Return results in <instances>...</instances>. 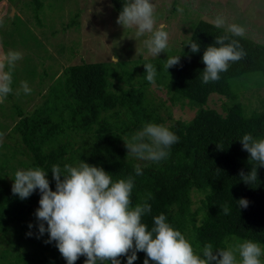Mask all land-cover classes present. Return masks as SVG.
Returning a JSON list of instances; mask_svg holds the SVG:
<instances>
[{"label":"trees","instance_id":"1","mask_svg":"<svg viewBox=\"0 0 264 264\" xmlns=\"http://www.w3.org/2000/svg\"><path fill=\"white\" fill-rule=\"evenodd\" d=\"M31 1L41 7L40 0ZM112 4L119 15L123 0H112ZM197 21L191 24L190 36L181 43L180 50L141 62L143 67L151 63L156 68L154 84L166 91L171 105L185 103L195 110L187 122L166 125L171 113L167 102L150 92L152 83L145 78V67L138 72L136 66L127 68L123 61L83 60L65 66L27 112L23 105L27 98L31 99V93H14L17 81L12 72L13 91L0 102V122L3 118H18L7 135H16L18 140L12 145L0 144V238L11 231L25 235L33 250L19 257L1 252L0 264H67L55 242L45 243L49 234L39 233L34 214L39 207V189L21 200L12 193L8 179L14 177L17 168L41 167L48 172L50 186L55 190L52 165L63 170L65 164L77 166L82 160L103 167L113 180L131 176V206L145 202L151 206L142 222L151 230L153 218L163 213L198 255H202L207 243L213 245L214 251L226 248L230 237L252 240L264 249V166L258 168V178L250 185L239 176L241 170L247 173L255 166V162L248 163L250 154L239 140L245 134L264 138V109L247 110L240 91L234 87L236 79L250 74H259L262 83L264 45L246 35L234 36L226 28H217L216 23ZM74 24L75 21L71 25ZM224 35L229 37L226 43L237 40L245 55L229 62L218 80L204 83V50L216 37ZM190 42L200 45L198 53L191 52ZM168 56L180 57V62L167 70L164 64ZM212 95L225 98L221 112L207 106ZM7 103L14 112L2 115ZM145 123L162 124L179 137L167 150V158L159 162L128 155L122 139L130 140ZM6 127L3 125L1 130ZM25 156L26 161L22 160ZM137 165L141 175H136ZM196 197L199 198L195 200ZM241 198L249 202L246 208L240 209L237 200ZM225 203L230 208L228 215L220 209ZM29 224L33 227L29 228ZM137 256L146 258L144 252ZM85 259L81 256L76 264H84ZM119 259L127 262L126 256Z\"/></svg>","mask_w":264,"mask_h":264},{"label":"clouds","instance_id":"2","mask_svg":"<svg viewBox=\"0 0 264 264\" xmlns=\"http://www.w3.org/2000/svg\"><path fill=\"white\" fill-rule=\"evenodd\" d=\"M116 23L124 29L134 27L137 36L151 33L144 44L152 56H159L168 47V32L162 27L154 30L151 0H123ZM223 26L224 21L217 19L216 27ZM228 31L234 36L244 34L243 27L236 24L229 25ZM228 39L227 35L216 37L214 43L204 50V83L218 80L219 74L227 71L229 62H236L245 55L237 40L226 43ZM188 46L192 53L200 51V45L195 42ZM21 58L22 53L9 50L3 57L6 64L0 62V102L13 91L12 72L16 61ZM179 62L180 57L168 56L164 67L168 70ZM144 67L146 80L154 84L156 68L151 63L144 64ZM21 85L26 94L31 92L27 82H21ZM122 139L128 155L159 162L167 158V150L178 142L179 137L162 124L145 123L130 140ZM239 141L243 150L250 154L248 163L255 162L249 172L241 170L239 173L240 178L250 185L258 178V168L264 166V138L254 139L251 134H245ZM135 172L136 175L142 174L139 165ZM51 173L55 190L50 186L48 172L41 167L17 170L11 178L14 181L11 190L24 200L39 189V207L34 213L39 222V233L49 234L45 243L55 242L67 264H76L81 256L86 257L84 264H121V256L127 257V264H134L138 252L146 254L143 264H150V261L154 264H262L260 257L264 252L252 240H245L235 247L216 248L215 251L213 245L207 243L202 255H198L185 235L167 222L163 213L153 218L154 226L149 230L142 217L151 212V206L146 202L131 206L134 187L131 176L113 180L111 173L103 167L83 160L77 166L65 164L63 170L59 165H52ZM237 202L240 209L249 203L245 198ZM220 209L224 215L230 213L227 203ZM32 227L29 224V228Z\"/></svg>","mask_w":264,"mask_h":264},{"label":"rangeland","instance_id":"3","mask_svg":"<svg viewBox=\"0 0 264 264\" xmlns=\"http://www.w3.org/2000/svg\"><path fill=\"white\" fill-rule=\"evenodd\" d=\"M154 5V30L163 28L169 34L168 47L159 56H152L144 44L151 33L137 36L136 29L117 24L118 14L112 0H40V8L31 0L0 1V62L9 51L22 53L13 70L16 85L23 90L21 82H27L34 98L24 101V111H30L39 102L41 94L46 92L51 78L62 71V68L82 62H118L123 61L127 68L136 66L142 70L143 60L164 57L169 51H178L181 43L188 39L191 24L201 19L216 23L224 21L223 28L236 24L244 29V34L264 45V0H151ZM12 11L14 15H12ZM75 21L74 25H71ZM197 21V22H198ZM51 56V58H49ZM140 58V60H139ZM7 66L5 71H7ZM46 75V77H42ZM259 74H250L234 81V87L240 91V100L247 110L264 109V78L260 82ZM150 92L158 99L167 102L171 120L187 122L194 116L195 110L187 104H173L168 101L164 89L150 86ZM39 91V93H38ZM14 99V98H13ZM225 98L212 95L207 106L221 112V104ZM5 103V102H4ZM6 104V103H5ZM2 112L11 114L8 108ZM9 110H8V109ZM165 117V111H162ZM1 118V117H0ZM15 120L2 119L0 123V144H14L16 135L8 138ZM3 125L7 127L1 130ZM2 145H0L1 147ZM28 156L22 158L26 161ZM27 169L26 167L17 168ZM8 182L12 186L11 176ZM199 197H196L197 200ZM197 205L195 204L194 207ZM244 240L230 237L227 247H235ZM262 252H264L263 247ZM33 246L25 235L9 232L0 238V253L7 252L11 256L31 253ZM239 259V257H238ZM264 264V254L260 257ZM139 258L134 264H143ZM127 264V262H121ZM150 264L154 262L150 261ZM215 264V262H212Z\"/></svg>","mask_w":264,"mask_h":264},{"label":"crops","instance_id":"4","mask_svg":"<svg viewBox=\"0 0 264 264\" xmlns=\"http://www.w3.org/2000/svg\"><path fill=\"white\" fill-rule=\"evenodd\" d=\"M19 89H20V88H19ZM19 89H18V85H16V87H15V92H14V93H17V92L19 91ZM20 91L24 92L23 90H20ZM24 93H25V92H24ZM33 95H36V94H35V93H34V94H31V96H30V94H29L28 97L32 99V98H34ZM31 99H28V98H27L26 100H31Z\"/></svg>","mask_w":264,"mask_h":264},{"label":"water","instance_id":"5","mask_svg":"<svg viewBox=\"0 0 264 264\" xmlns=\"http://www.w3.org/2000/svg\"><path fill=\"white\" fill-rule=\"evenodd\" d=\"M14 15V12L12 11V15L11 16H13Z\"/></svg>","mask_w":264,"mask_h":264}]
</instances>
